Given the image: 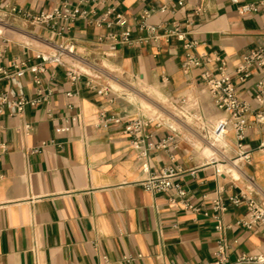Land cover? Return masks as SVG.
<instances>
[{"label":"crops","instance_id":"crops-1","mask_svg":"<svg viewBox=\"0 0 264 264\" xmlns=\"http://www.w3.org/2000/svg\"><path fill=\"white\" fill-rule=\"evenodd\" d=\"M260 2L0 0V43L6 49L1 63L11 72L14 62L34 65L38 54L55 52L60 45H74L77 53L65 57L67 66L48 65L41 75L40 88L50 93L46 101L28 105L21 114L12 115L10 107L0 114V264H206L219 249L218 216L228 225L231 259L264 252V227L238 224L248 211L231 201L243 192L264 205V125L253 116L264 109L257 98L261 83L264 89V66H251L243 82L237 73L246 54L264 49ZM245 4L259 8L241 14ZM64 6L77 17L62 34L13 12L37 14ZM107 13L113 23L98 26ZM118 14L128 21L130 44L121 39L127 27L115 23ZM148 26L157 27L156 32ZM175 28L185 40L172 34ZM190 42L195 44L187 48ZM190 54L201 64L186 68ZM71 65L84 72L77 83L67 77ZM222 68L251 107L244 142L252 160L241 164V172L231 165L238 157L233 128L222 147L212 148L202 138L204 126L228 115L217 108L201 76ZM131 81L146 85L149 95ZM100 88L111 92L99 94ZM8 90L44 97L31 70L20 77L0 75V92ZM137 95L153 106L161 95L183 111L176 117L168 110L162 126L149 128L154 142L177 136L176 147L153 149L149 160L153 170L180 165L186 200L197 210L185 208L173 192L152 193L141 185L146 173L125 126L154 110H146ZM217 197L226 211L215 209Z\"/></svg>","mask_w":264,"mask_h":264},{"label":"built area","instance_id":"built-area-1","mask_svg":"<svg viewBox=\"0 0 264 264\" xmlns=\"http://www.w3.org/2000/svg\"><path fill=\"white\" fill-rule=\"evenodd\" d=\"M261 6L264 9V0H261ZM259 8L258 4H245L240 7L241 14H247L255 11ZM14 13L23 17L33 25H43L49 27L52 31L62 34L67 28V23L73 21L77 17V12L71 11L67 6L63 9H56L53 11H42L37 14H32L26 11L13 9ZM108 14H105L96 21L98 26L108 25L113 22L108 20ZM150 13L146 11L142 16L144 25ZM62 22L65 24L62 25ZM115 23L118 25L127 27L128 21L123 16L118 14L115 18ZM147 26V25H146ZM148 29L153 34L156 32L157 27L148 26ZM172 34H176L179 39L185 40V34L182 33L179 28H175ZM121 39L124 43L130 44L132 42L131 31L129 27L121 35ZM195 43H187L186 47L191 48ZM6 53L5 46L0 43V75L4 78H12L14 76L20 77L25 75L27 70H31L34 75V81L39 86V95L44 97L39 98H27L21 93H16L13 90L0 92V114L4 113L7 107L12 109V115L21 114L24 112L28 105L38 106L43 101L47 100V96L44 94L42 87L43 79L42 74L48 69V65L57 64L67 66L65 57L67 55H76L74 45L70 46H57L55 52L52 53H40L37 55L39 62L29 66L27 62H14V72H11L7 67L2 65L1 60ZM201 61L193 55H188L185 66L190 68L192 66H198ZM253 65L258 67L264 66V49L256 48L251 50L243 57V65L238 67L237 73L239 79L243 82L250 76L249 68ZM84 76V72L75 67L74 65L67 67V77L73 83H77ZM202 79L205 81L208 90L210 91L212 98L218 109L226 112L227 117L219 120L214 126H204L202 138L206 144L212 148L222 147L226 141V136L230 128H233L236 133V147L238 150V157L231 160V165L234 169L242 171L241 164L249 163L252 160V151L245 144V138L247 130L249 129L250 122L248 115L251 113V107L249 104L239 97L236 84L234 83L233 76L225 69H221L219 74H215L209 70H205L202 74ZM88 84L95 87L94 83L89 80ZM263 84H260L259 93L257 98L260 102L264 101V89ZM99 94L108 96L110 90L107 88L98 89ZM72 92H68V96H72ZM72 108V106H70ZM168 109L165 107L157 108L149 115H142L131 119L125 126V132L131 139L132 147L137 152V158L141 161L142 170L146 173V177L141 181V185L146 191L152 193H169L173 192L175 198H179L181 203L187 209L197 210L193 204L186 200L187 190L184 188L179 178L182 174V168L180 165L174 163L164 165L159 169L153 170L150 164V153L153 149H168L172 146L176 147L177 136L167 135L163 137L159 142L152 140L153 134L149 132V128L153 125L158 127L162 126L163 118L168 115ZM166 115V116H165ZM254 121L257 124L264 125V109H257L253 112ZM115 122H121V119L116 117ZM28 129L31 125H26ZM217 171L222 172L217 168ZM231 201L236 206L245 205L248 211L246 218L240 219L238 224L244 225L248 228H252L255 224H260L264 227V205L252 196H248L241 192L231 197ZM213 205L215 209L220 211H226L227 206L223 202L221 197H217ZM217 230L220 232L221 240L219 242V249L216 253V258L206 264H264V252L251 254L242 253L235 259H231L229 254V245L226 242V230L228 225H225L222 219L217 217Z\"/></svg>","mask_w":264,"mask_h":264},{"label":"rangeland","instance_id":"rangeland-1","mask_svg":"<svg viewBox=\"0 0 264 264\" xmlns=\"http://www.w3.org/2000/svg\"><path fill=\"white\" fill-rule=\"evenodd\" d=\"M2 23V22H1ZM104 65H106L107 67H109L110 69H113L111 66H109L106 62L104 63ZM131 83L135 86V87H137L138 89H141V90H143L144 92H143V94L144 95H149V93H150V91H149V89H148V87L146 86V85H142V84H140V81H137V82H135V81H131ZM137 93H134V96L136 95ZM136 98L137 99H139V100H143V99H141V97H139L138 95L136 96ZM147 98H149V97H147ZM154 101H156L157 103H158V106H153V105H151V103H149V101L147 100H143L142 101V103L144 104V107L146 108V110H148V109H153L154 111L159 107V108H161V107H165V108H167L168 110H170L171 112H172V114L174 115V116H176V117H182V116H184V113H183V111L181 110V109H179V108H177V107H175L173 104H171L170 103V101L169 100H167L166 98H162V96L160 95V97L158 96L157 98L156 97H154ZM166 116V115H165ZM189 121H190V118L188 119Z\"/></svg>","mask_w":264,"mask_h":264}]
</instances>
